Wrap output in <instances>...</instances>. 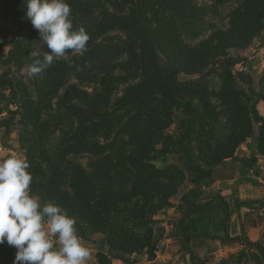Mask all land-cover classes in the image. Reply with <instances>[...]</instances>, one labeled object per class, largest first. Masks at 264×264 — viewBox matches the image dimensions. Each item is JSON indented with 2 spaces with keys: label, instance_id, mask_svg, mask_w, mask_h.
Instances as JSON below:
<instances>
[{
  "label": "rangeland",
  "instance_id": "374dc122",
  "mask_svg": "<svg viewBox=\"0 0 264 264\" xmlns=\"http://www.w3.org/2000/svg\"><path fill=\"white\" fill-rule=\"evenodd\" d=\"M78 1L66 0L71 8L70 18L76 23L74 29H79L84 22L74 12ZM121 1L123 4L116 7L114 0H91L92 13H101L104 3L112 14H117L119 8L131 6L125 4V0ZM25 8L26 0H0V34L9 38L3 41L0 37V40L4 45L10 44L6 49L13 52L12 63L0 62L1 82L10 79L13 82L8 90L1 89L10 99V105L4 117H0V146L3 151L17 150V155L25 157V151L35 143V132L23 122V116L28 111L34 115L39 109V118L49 124L43 131L48 155L42 157L41 154L36 157L37 161L29 163L31 188L37 191L42 202H48L49 195L45 197L41 189L40 170L48 169L52 163H58L64 173L65 185L59 186L61 190L65 191L71 182L74 168H77L78 193L82 198H89L84 194L90 195L97 188L94 202L98 214L94 218L90 205L75 208V211H82V220L77 222L75 219V228L91 253L87 264H96L97 257L102 261L105 259V264H189L188 257L183 254L182 233L201 264H264V211L242 210L246 231L244 238L236 241L225 239V224L217 217L222 210L216 203L181 223L188 216L192 200L200 203L220 197L232 214L238 203L264 204V155L259 152L256 137L243 141L231 158L214 161L213 153L226 151L229 147L226 138L230 129L226 117L219 115L212 120L201 117L203 110L199 101L188 97L191 112L175 108L170 121L160 125L164 127L160 136L161 127L157 131L152 128L151 142L144 138L136 146L133 131L129 130L135 122L131 120L134 113H127L129 106L115 110V100L126 96L134 84L155 75L161 78L169 74L168 57L161 51L165 47L160 40L154 43L155 46L149 45V40L142 43L140 30L143 24L139 17L131 29L135 32L131 39L118 29L93 42V36H89L87 51L82 54L69 51L39 75L29 77L27 69L33 62L30 53L39 51L42 58L48 49L27 18ZM165 9L180 28L183 40L194 45L215 29L226 27L225 15L229 6L215 7L207 0H165ZM229 55L240 61L234 71L237 74L242 72L243 76L235 79V86L247 90L240 80L250 76L252 88L258 94L259 77L264 71V30L247 49L229 51ZM61 62L62 66L59 65ZM54 67L60 70L57 79H53L51 69ZM108 73L113 74L116 81L108 85L109 94L100 97L99 104L104 113L94 120L103 123L99 124L97 131L82 134L81 144L77 143L78 136L72 140L76 128L72 111H80L84 104H79L81 100L76 92L78 98H66L67 88L75 86L90 94H100L103 89L101 80ZM204 75L179 74L177 81L194 82L203 79ZM122 76L133 81H120ZM204 83L210 90L219 91L221 88V81L215 74L205 76ZM108 95L111 98L105 99ZM28 101L32 105H26ZM127 102L138 103L137 100ZM214 104L219 107L218 102ZM71 106H74L72 111L67 109ZM257 109L264 119L262 101L258 102ZM148 114L146 110L140 114L137 126L141 130L150 129ZM111 117H121L122 121L109 125ZM125 122L126 126L123 125ZM110 128L114 131L107 135ZM83 144H86L88 153L80 152ZM146 150L147 154H144ZM90 151L101 152V155L94 156ZM4 156L0 158L12 155ZM111 165L112 170L108 172L106 168ZM94 181L100 187H94ZM55 197L60 201L53 203L66 212L71 210L68 204H63L60 195ZM232 220L236 222L234 215ZM235 226H230V237L236 232ZM183 256L185 262L177 261Z\"/></svg>",
  "mask_w": 264,
  "mask_h": 264
},
{
  "label": "trees",
  "instance_id": "16d2710c",
  "mask_svg": "<svg viewBox=\"0 0 264 264\" xmlns=\"http://www.w3.org/2000/svg\"><path fill=\"white\" fill-rule=\"evenodd\" d=\"M90 1L91 0H79L76 4L77 8H74V12L80 15L81 19H84L81 27L87 31L89 36H93L92 42L114 29L125 32L131 39L132 36L135 35V32L131 30L135 25L134 21L141 17V22L143 24V28L140 30L142 43L145 44L149 40V45L155 46L154 43L160 40V43L165 47L162 48L161 51L168 57L169 74L161 78L155 75L149 80L147 79L137 85L134 84L129 88L126 96L115 100V110L122 106H129L127 113H134V115L131 116V120L135 122L129 130L133 131L132 137L136 142V146H139L144 138H147L149 143L151 142L149 135L152 128L157 131L161 127V130L158 132L160 136V132L164 130V127L162 128L160 125L170 121L175 108H182L186 113L191 112L192 108L189 101L186 99L188 97H193L196 98L202 106L203 112L201 117L211 118L212 120L213 117L215 118L222 115L226 117L230 129V135L226 138V143L229 144L228 150L213 153L212 159L214 161L231 158L234 151L243 141L254 136L259 143L260 154L264 155V119L257 110L258 102L262 101L264 103V71L259 77L258 86L260 92L258 94L252 88L253 82L250 76H248L246 80H240L246 85L247 90L237 88L235 86V79L237 78L239 80V78L243 76L241 74L242 72L237 74L234 69L240 61L229 55V51H244L247 49L252 41L258 38L263 32L264 0H207L215 7L229 6V11L225 15L226 27L223 29H215L206 39L194 45H189L183 40L180 28L166 12L165 0H125V4L128 3V5L130 4L131 6L128 8H126V6L125 8H119L117 14H112L105 7L104 3L103 6H101V13L98 12L95 15L92 13L93 8ZM114 1L116 7L123 4L121 0ZM126 12L127 14H125ZM123 14L125 15L123 16ZM71 20L73 22L74 19L71 18ZM74 24L76 23H73V25ZM2 46L3 45H0V57H2ZM110 49H113V47L110 46ZM128 55L129 57L131 56L130 51H128ZM12 56L13 52H9L6 63L13 62ZM59 65L62 66V62L59 63ZM150 68L153 69L152 66H150ZM51 70L53 79H57L58 73H60L59 68L54 67ZM204 73L203 79L194 82L180 83L177 81V76L179 74L201 76ZM209 74L217 75L221 81V88L219 91L210 90L204 83L205 76ZM48 75L51 76V73ZM122 79L125 81H127V79L128 81H133L132 78L126 76H122L120 81ZM113 81H116L114 75L109 73L106 74L101 80L103 89L100 94H90L86 91L79 90L75 86H69L67 88L65 94L66 98H78L76 95L77 93L81 100L79 104H84V107L76 112L72 111L74 106H71L72 108H67L72 111V117L76 125L72 140H75V136H78L76 142L80 143V136H82V134L97 131L99 124L103 123L102 121L95 122L94 120L98 119L100 117L99 115L104 113L99 104V99L104 93L109 94L108 85ZM2 82L0 80V88L2 87L7 90L13 84L11 79L7 80V82ZM0 96L3 97L1 94ZM109 98H111L110 95L105 97V99ZM134 100H137L138 103L127 102ZM214 102H218L219 107H216ZM26 105L32 104L28 101ZM58 106L59 104H57V107ZM143 110L149 113L147 116L151 126L148 130H141V128L137 126L141 118L140 114ZM29 112L30 111L23 116V122L30 125L32 131L35 132L33 135L35 141L34 145L30 146L25 151V156L30 163L33 160L37 161L36 157L39 158L41 154L42 157L48 155L45 150L46 140L43 136V131L49 124L47 120L42 121L39 118V109H37L34 115H31ZM120 118L121 117L109 118V125L121 122L122 120H120ZM88 122H91V124L88 125ZM210 123L211 122H209V124ZM126 124L127 122L123 125L126 126ZM113 131L114 129L110 128L107 135H110ZM141 132L143 134H140ZM152 144L153 142L151 146L149 145L151 149ZM96 147H99V145L97 144ZM103 148H106V146ZM37 149L39 150L37 151ZM88 151L89 150L86 149V144L80 147V152L88 153ZM92 154L94 156H99L101 152ZM144 154H147V150L144 151ZM106 169L110 172L112 170V165ZM76 170L77 168H74L71 182L68 185L66 184L67 187L65 191L59 188L60 185H65V176L58 163H52V166L48 169L45 168V170H40V177L43 180V184L41 185V189H43L44 193L43 195L45 197L49 195L50 197L48 202H59L60 200H56L55 196L60 195L63 204L66 203L69 208H71V210L67 211L68 215L76 219L77 222H80V219L82 220V211H75L76 206H84L85 204L90 205L92 209V218H94L95 214H98L95 209L97 203L94 202L95 198H97L95 195L97 188H94L90 195L84 194L89 198H82L78 193L80 183ZM97 170L100 171L101 168ZM92 185L94 187H100L97 181H94ZM31 187L32 186H30L31 193L38 196L39 194L37 191L33 190ZM214 203L220 207L224 215L226 229L225 239L228 241L242 240L244 238L241 210L264 211V204H237L235 206V216L238 221L239 234L235 237H230L228 232L232 222L231 214L220 197L209 198L200 203H196L192 200L190 203L191 208L187 215H193L202 208L209 207ZM186 218H183V220ZM183 220L181 223H183ZM79 235L81 236L82 233ZM181 243L184 254L188 256L191 264H195L196 257L184 233H182ZM12 250L13 247L9 246L6 242L0 244V256L2 258L0 264H8L10 261L14 260L15 256L12 254ZM97 264H105V259L102 261L97 257Z\"/></svg>",
  "mask_w": 264,
  "mask_h": 264
},
{
  "label": "clouds",
  "instance_id": "9594fccd",
  "mask_svg": "<svg viewBox=\"0 0 264 264\" xmlns=\"http://www.w3.org/2000/svg\"><path fill=\"white\" fill-rule=\"evenodd\" d=\"M26 16L48 52L33 50L27 75L35 77L67 52L87 51L83 27L74 29L66 0H26ZM26 157L0 160V244L16 249L13 264H87L90 251L75 228L76 221L59 205L32 194Z\"/></svg>",
  "mask_w": 264,
  "mask_h": 264
},
{
  "label": "crops",
  "instance_id": "0c3cea01",
  "mask_svg": "<svg viewBox=\"0 0 264 264\" xmlns=\"http://www.w3.org/2000/svg\"><path fill=\"white\" fill-rule=\"evenodd\" d=\"M0 37H2L3 38V41H5L8 37H6V35L4 36L2 33L0 34ZM9 39V38H8ZM2 40V39H1ZM0 40V45H3V47H2V57H0V62L1 61H4V60H7V58H8V55H9V52H10V49L9 50H7L6 48H7V46L8 45H10V44H8V43H6L5 45L3 44V41H1ZM9 48V47H8ZM6 49V50H5ZM5 51H7V52H5ZM4 63V62H3ZM1 76V75H0ZM9 77H11V75L9 76ZM6 90V89H3L2 87L0 88V94L1 95H3V97H1L0 96V117H4V115H5V110L6 109H8V106L10 105V99L6 96V92H4V91H2V90ZM13 103H14V101H12ZM258 110V109H257ZM261 115V114H260ZM9 154H11V155H17V150H8V151H3V149L1 148V146H0V156L1 157H3L4 155H9ZM21 156V155H20ZM5 157V156H4ZM26 157V156H25ZM0 160H2V158H0ZM232 213V212H231ZM217 217H218V221L219 222H223L224 221V218H223V215L222 214H219V212H218V214H217ZM233 218V214H231V219ZM220 219H221V221H220ZM241 220H242V224H243V228H244V232L246 231L245 230V221H244V218H243V215H242V211H241ZM234 225H236L235 226V228H236V232H235V234L233 235L232 234V236L231 237H235V236H237L238 234H239V226H238V222H237V219H236V222H233V220H232V222H231V224H230V226H231V228L234 226ZM15 252H16V249L13 247V250H12V254L15 256ZM1 260H2V258H1V256H0V263H1ZM179 260H182V261H184L185 262V257L183 256V258H180V259H178L177 261H179ZM8 264H13V260L12 261H10ZM96 264H97V261H96ZM185 264H187V263H185ZM196 264H201V262H199V261H197V263Z\"/></svg>",
  "mask_w": 264,
  "mask_h": 264
},
{
  "label": "flooded vegetation",
  "instance_id": "af4514ba",
  "mask_svg": "<svg viewBox=\"0 0 264 264\" xmlns=\"http://www.w3.org/2000/svg\"><path fill=\"white\" fill-rule=\"evenodd\" d=\"M212 198H213V197H212ZM238 204H239V203H238ZM212 205H213V204H212ZM236 205H237V204H236ZM236 205H235V206H236ZM210 206H211V205H210ZM226 206H227V205H226ZM227 207H228V206H227ZM206 208H207V207H206ZM202 209H203V208H202ZM228 210H229V209H228ZM243 210H245V209H243ZM241 211H242V210H241ZM248 211H249V210H248ZM257 212H258V211H257ZM259 212H262V211H259ZM229 213L232 214L230 210H229ZM222 214H223V213H222ZM193 215H194V214H193ZM233 215L235 216V207H234V214H233ZM190 216H191V215H190ZM190 216H187V218L190 217ZM235 217H236V216H235ZM184 218H185V217H184ZM187 218H186V219H187ZM223 218H224V215H223ZM183 221H185V220H183ZM223 222H224V221H223ZM237 222H238V221H237ZM181 239H182V236H181ZM187 239H188V238H187ZM181 244H182V243H181ZM189 245H190V244H189ZM182 247H183V246H182ZM190 247H191V246H190ZM192 252H193V251H192ZM183 254H184V250H183ZM184 255H185V254H184ZM186 256H187V255H186ZM194 256H195V255H194ZM187 257H188V256H187ZM195 257H196V256H195ZM188 260H189V258H188ZM196 263H197V258H196V262H195V264H196ZM189 264H191L190 261H189Z\"/></svg>",
  "mask_w": 264,
  "mask_h": 264
}]
</instances>
